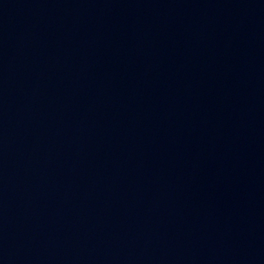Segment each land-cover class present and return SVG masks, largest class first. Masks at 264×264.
Masks as SVG:
<instances>
[{
	"label": "water",
	"instance_id": "water-1",
	"mask_svg": "<svg viewBox=\"0 0 264 264\" xmlns=\"http://www.w3.org/2000/svg\"><path fill=\"white\" fill-rule=\"evenodd\" d=\"M0 264H264V0H0Z\"/></svg>",
	"mask_w": 264,
	"mask_h": 264
}]
</instances>
